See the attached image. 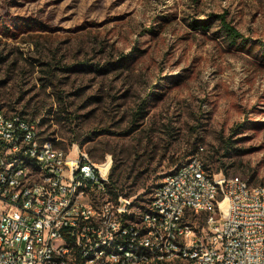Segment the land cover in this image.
<instances>
[{"label": "rangeland", "instance_id": "obj_1", "mask_svg": "<svg viewBox=\"0 0 264 264\" xmlns=\"http://www.w3.org/2000/svg\"><path fill=\"white\" fill-rule=\"evenodd\" d=\"M0 105L55 147L110 158L113 179L148 178L140 209L196 151L264 186V0H0Z\"/></svg>", "mask_w": 264, "mask_h": 264}, {"label": "built area", "instance_id": "obj_2", "mask_svg": "<svg viewBox=\"0 0 264 264\" xmlns=\"http://www.w3.org/2000/svg\"><path fill=\"white\" fill-rule=\"evenodd\" d=\"M42 138L29 117L0 109V170L12 165L17 173L15 181L6 172L0 178V264H135L136 257L117 256V248L89 259L90 245L116 239L145 249L147 264L185 252H192V264H264V195L251 194L245 181L225 183L215 171L221 189L212 191L194 155L193 162L173 168L174 177H161L145 209L135 196L114 195L102 186L92 202H84V189L109 179L110 169H96L73 146L60 164H49L46 154L33 156ZM23 156L40 164V171L29 169L27 182H20ZM71 185H78V195H71ZM41 192H49V199H41ZM211 197H228V204L222 209ZM103 201H111L113 218H106ZM125 214H133L131 226H122ZM213 215L226 217V225L208 224ZM185 224H194L199 238Z\"/></svg>", "mask_w": 264, "mask_h": 264}, {"label": "bare ground", "instance_id": "obj_3", "mask_svg": "<svg viewBox=\"0 0 264 264\" xmlns=\"http://www.w3.org/2000/svg\"><path fill=\"white\" fill-rule=\"evenodd\" d=\"M0 109L3 107L0 105ZM30 121L33 122L34 132H41L40 126L41 121L39 122L36 118H30ZM77 146H73L75 150ZM199 150H202L200 147ZM41 152L46 154L49 158V164H60V157H64L66 151L55 147L50 140L41 139L39 141V148L33 149V156H41ZM197 158V171L203 172V177L208 183V186L212 187V191H219L221 189L220 180L225 183L232 184H242L245 181V186L251 189V194H261L264 195V186H250L246 180L238 176L226 177L220 171L218 176L216 173L211 172L207 169L203 162L201 161L198 155H195ZM194 155L189 157L185 162H193ZM22 174H20V182L29 181V169L33 171H40V164L37 159H32L30 156L22 157ZM96 169H109L110 158L106 162L101 164H96ZM5 172L8 181L17 180L16 170L12 165H5V170H0V178H5ZM175 176V169L167 172L163 175V179H170ZM102 187H107L108 193H113L109 185V179H101V184H93V188L84 189V202H92L93 191H101ZM158 190V184L153 189V192ZM115 191V190H114ZM152 192V193H153ZM71 195H78V185H71ZM41 199H49V192H41ZM211 204H217L222 209L226 204H228V197H211ZM103 209H105L106 218H113V208H111V201H103ZM177 218H184V211H177ZM133 221V214H125V217L122 219V226H131ZM208 224H216V226L226 225V217H221L220 215H213L208 217ZM185 231L192 232V238H199V231H194V227L190 224H185ZM114 248H117V256H126L131 255L136 257L135 264H147V256H145V249H138L137 244L124 243L123 239L109 240L107 243H100L98 245H90L89 247V259L97 260L99 256L112 255L114 253ZM95 264V263H87ZM113 264H121L120 260H113ZM156 264H192V252L184 253H171L169 259H164L161 262H156Z\"/></svg>", "mask_w": 264, "mask_h": 264}, {"label": "trees", "instance_id": "obj_4", "mask_svg": "<svg viewBox=\"0 0 264 264\" xmlns=\"http://www.w3.org/2000/svg\"><path fill=\"white\" fill-rule=\"evenodd\" d=\"M216 18L220 20L221 26L223 28V32L225 33L226 37L230 40V42H234L237 39L241 38V34L233 26H231L228 23H226L223 15H217ZM198 28L199 29H204L205 28V24L203 26L195 27V29H198ZM101 69L102 68H98L99 71ZM145 105H146V101L142 102L141 106L139 107V110L136 111V114H138V116H137L138 118L141 117L140 115L143 113ZM43 139L48 140L45 137H43ZM225 145H226L225 147L228 148V146H229L228 145V141L225 142ZM196 153H197V151L194 154H196ZM194 154H191L190 156H193ZM199 156H200V154H199ZM201 161L203 162L204 166L207 169L212 170L207 164H205V162L202 160V158H201ZM115 170H116V168L114 166H112L111 169H110L109 175H108L109 181H110V184H111V190L110 191H112V189H115V191L114 190L112 191L114 195L120 194V195H123V196H132V195L136 194L137 189L146 188V183H147V179L148 178H142V176L136 174L135 177L133 178V180L129 181V184H126L127 182H124L122 180V178H121L122 177L121 172H119L117 174V176L113 179V173H114ZM126 179H125V181H126ZM119 183L122 186H119ZM139 197H141V196L136 197V199H138Z\"/></svg>", "mask_w": 264, "mask_h": 264}]
</instances>
